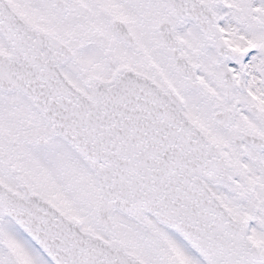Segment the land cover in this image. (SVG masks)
Masks as SVG:
<instances>
[{"label":"snow or ice","instance_id":"6c2138e0","mask_svg":"<svg viewBox=\"0 0 264 264\" xmlns=\"http://www.w3.org/2000/svg\"><path fill=\"white\" fill-rule=\"evenodd\" d=\"M0 264H264V0H0Z\"/></svg>","mask_w":264,"mask_h":264}]
</instances>
